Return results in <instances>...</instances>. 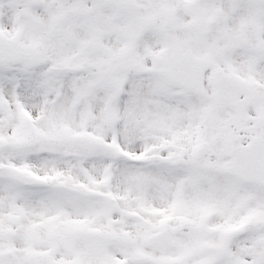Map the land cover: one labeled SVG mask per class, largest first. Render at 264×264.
<instances>
[{
	"label": "snow or ice",
	"instance_id": "snow-or-ice-1",
	"mask_svg": "<svg viewBox=\"0 0 264 264\" xmlns=\"http://www.w3.org/2000/svg\"><path fill=\"white\" fill-rule=\"evenodd\" d=\"M0 264H264V0H0Z\"/></svg>",
	"mask_w": 264,
	"mask_h": 264
}]
</instances>
